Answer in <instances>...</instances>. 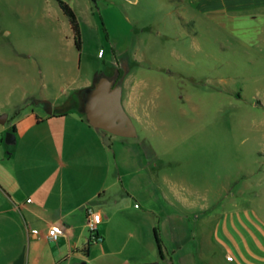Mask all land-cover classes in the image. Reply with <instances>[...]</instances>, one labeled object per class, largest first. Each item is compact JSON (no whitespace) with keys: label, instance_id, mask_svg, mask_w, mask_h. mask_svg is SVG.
Here are the masks:
<instances>
[{"label":"rangeland","instance_id":"374dc122","mask_svg":"<svg viewBox=\"0 0 264 264\" xmlns=\"http://www.w3.org/2000/svg\"><path fill=\"white\" fill-rule=\"evenodd\" d=\"M65 1L81 49L58 0H0V102L64 100L103 70L127 75L141 120L132 117L136 137L106 132L119 179L105 202L109 226L129 243L143 226L167 246L187 237L190 256L202 244L210 258L196 264H246L208 242L234 217L264 245V8L254 17L203 14L185 0Z\"/></svg>","mask_w":264,"mask_h":264},{"label":"crops","instance_id":"0c3cea01","mask_svg":"<svg viewBox=\"0 0 264 264\" xmlns=\"http://www.w3.org/2000/svg\"><path fill=\"white\" fill-rule=\"evenodd\" d=\"M185 1L203 14L249 11L255 17L264 8V0ZM70 30L75 37L71 25ZM126 76L122 80L125 108L141 120L142 96L133 91L127 101ZM94 79L86 80L89 86ZM25 94L33 92L25 89ZM45 98L54 108L66 100L43 93L40 99ZM36 100L28 102L24 97L11 107L0 102V114L8 113L7 122L0 124V264H144L156 260L161 264H196V256L202 262L210 261L202 244L192 257L187 237L180 235L174 244L165 245L155 226L150 230L137 227L135 242L119 240L121 227L109 226L113 214L105 203L109 190L119 181L110 176L106 131L92 126L81 109L48 114ZM10 130L15 132L14 144L5 142ZM90 212L102 214L95 232L101 239L88 227ZM52 224L64 229L56 240L45 236ZM136 233L131 230L129 238H135ZM246 234L259 242L242 219L229 217L208 243L232 252L246 264H264V245L256 242L255 251Z\"/></svg>","mask_w":264,"mask_h":264},{"label":"water","instance_id":"95a60500","mask_svg":"<svg viewBox=\"0 0 264 264\" xmlns=\"http://www.w3.org/2000/svg\"><path fill=\"white\" fill-rule=\"evenodd\" d=\"M48 114L54 113V105L50 99L36 100ZM83 111L89 123L95 128L102 129L121 137H136L137 128L132 115L127 111L123 102V83L106 73L96 76L93 84L83 90ZM8 120V113L0 114V124ZM5 142H16L15 132H6ZM77 264H87L86 261ZM144 264H161L159 260Z\"/></svg>","mask_w":264,"mask_h":264},{"label":"trees","instance_id":"16d2710c","mask_svg":"<svg viewBox=\"0 0 264 264\" xmlns=\"http://www.w3.org/2000/svg\"><path fill=\"white\" fill-rule=\"evenodd\" d=\"M58 1L63 11L70 19V24L75 34L76 46L79 49H81L82 39H81V29H80V23L78 17L74 9L71 7V5L68 2H66L65 0H58ZM101 73H106V70H103ZM83 90H81L79 93L76 92L72 93L70 96L66 98V100L62 104L55 106L54 113H65L74 108L81 109L84 118L87 119L86 113L83 111Z\"/></svg>","mask_w":264,"mask_h":264},{"label":"built area","instance_id":"2783aa9c","mask_svg":"<svg viewBox=\"0 0 264 264\" xmlns=\"http://www.w3.org/2000/svg\"><path fill=\"white\" fill-rule=\"evenodd\" d=\"M99 56H102L101 52L99 53ZM102 219L103 217L101 213L90 212L88 216V227L93 234H95V232L97 231L98 224L102 221ZM62 234H64V229L59 224L50 225L45 232V236L51 240L58 239ZM95 238L101 239L97 234H95Z\"/></svg>","mask_w":264,"mask_h":264}]
</instances>
